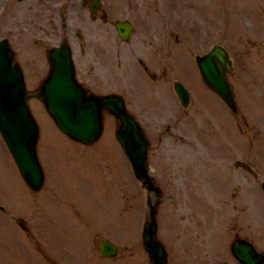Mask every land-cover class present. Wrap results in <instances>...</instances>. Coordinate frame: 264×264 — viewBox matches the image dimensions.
Masks as SVG:
<instances>
[{"label": "rangeland", "instance_id": "rangeland-1", "mask_svg": "<svg viewBox=\"0 0 264 264\" xmlns=\"http://www.w3.org/2000/svg\"><path fill=\"white\" fill-rule=\"evenodd\" d=\"M127 1L104 0L114 17L135 26L119 64V56L97 49L99 60L81 56L74 30L87 38L89 23L77 0H57L52 14H38L35 0H0V37L27 93L48 71L46 51L66 38L76 79L94 94L125 99L149 142L148 173L160 189L146 191L133 177L113 116L102 112L101 135L82 145L31 96L44 182L36 192L25 185L0 137V264H149L140 233L151 206L166 264H238L228 248L234 238L264 254V0H146L142 9L140 0ZM149 42L162 64L154 60V78L136 64L137 57L152 60ZM212 44L233 61L235 114L205 88L193 61ZM175 81L189 91L186 106ZM103 239L117 246L114 257L98 253Z\"/></svg>", "mask_w": 264, "mask_h": 264}, {"label": "water", "instance_id": "water-1", "mask_svg": "<svg viewBox=\"0 0 264 264\" xmlns=\"http://www.w3.org/2000/svg\"><path fill=\"white\" fill-rule=\"evenodd\" d=\"M114 28L124 41L132 30L127 21L115 22ZM193 61L203 83L234 112L233 93L226 80V74L232 69L227 51L221 45L213 44L206 53L194 55ZM47 64L48 71L36 91L27 93L13 51L7 40L0 38V137L25 185L36 192L44 182L36 153L38 126L27 104L33 96L41 101L55 127L82 145L93 144L101 135L102 112L113 116L117 121L114 137L133 177L146 191L159 193V187L148 173L149 142L137 120L127 111L122 97L115 93L97 95L84 88L75 78L70 49L64 42L48 49ZM172 89L180 105L184 106L188 101L187 90L179 81L172 83ZM260 189L264 194V180L260 182ZM155 214V206H151L141 225V245L149 264H166V250L156 238ZM228 248L238 264H264V254L244 238L232 239ZM97 250L101 256L112 258L118 248L103 239L97 243Z\"/></svg>", "mask_w": 264, "mask_h": 264}, {"label": "flooded vegetation", "instance_id": "flooded-vegetation-1", "mask_svg": "<svg viewBox=\"0 0 264 264\" xmlns=\"http://www.w3.org/2000/svg\"><path fill=\"white\" fill-rule=\"evenodd\" d=\"M21 1H23V0H20V2ZM62 1L66 2L67 0H62ZM147 1L146 0H140L138 2L136 1V4H135L136 7H137L136 9H142L144 7L143 4L146 3ZM16 2H19V1H16ZM63 2H61V3H63ZM77 2L79 4V6H82V8H84L86 10V22L89 23V30H88L87 33H85L87 38L83 37L84 33L79 32V30H77V29L74 30V36L79 42L78 47L80 48L81 56H83V59H86V60H99V59H97L98 58L97 54L95 52H93L94 49H97L99 52H101V55L105 56V58H108V59H116V57L118 58V56H119V64H120L121 56L123 55L121 53L122 48H120V46H122L123 44H128V42H129V40L131 38V35L133 34V32L135 30L134 24L132 22H129L128 20H126V18H122V19L119 20L116 17H114L113 14L111 13L110 9H109V6L106 5L104 0H77ZM127 3H129V0L127 1ZM34 5H35L36 12L38 14L40 12H50L52 14L54 11H57L58 8H59V6L57 5V0H35V4ZM81 12H82V10L79 13L82 14ZM49 20H51V17L49 18ZM117 21H127L131 25V28H132L131 33H130L129 37L125 41L121 40L119 38V36H118V34H117V32H116V30L114 28V23L117 22ZM110 28L112 29V31L110 30ZM65 34H66V32H65ZM0 38H4V37H0ZM4 39H6V38H4ZM66 40H67L66 38L62 39L61 36H59V43L58 44L64 42V43H66L69 46L71 59H72V54H73L72 53V49H71L69 43ZM7 42L9 44L8 40H7ZM148 45L149 46L151 45L150 49H151V53H152V60H147V62H146L142 58L137 57L136 58V64L139 67L138 70L143 74L144 77H146V78H154V72H153V71H155V62H154V60L157 59L159 61V65L160 66H162V64L160 63L161 60L159 59L160 55L157 54V56H156V54H155V51H156L155 47L152 45L151 42H149ZM9 46L11 48L10 44H9ZM85 47H88L90 52H87L85 50ZM224 49L227 51L226 48H224ZM207 50L204 53H206ZM12 51H13V49H12ZM47 51H46V55H45L46 60H47ZM204 53H202V54H204ZM227 54H228V57H229V59L231 61L232 69H231V71L229 73L226 74V80L231 85V90H232V93H233V100H234V104H235V111L234 112L229 110L226 107V105L222 102V100L203 83L199 73H198V75H199V78H200L202 84L205 86V88H208L214 94V96L232 114H235L236 110H237V105H236L237 104V99H236L237 95H236V92H235L233 84H231L229 82V79H228L229 75L232 73V70H233V61H232L231 57L229 56L228 52H227ZM13 55H14V52H13ZM73 68H74V64H73ZM151 69H153V71ZM197 72H198V70H197ZM74 74H75V69H74ZM162 74H163V71H162ZM143 76H140V77L143 78ZM79 83L84 88H86L85 85H83L82 82H79ZM146 88H148V87H146ZM187 92H188V101H187V103L184 106H186L188 104V102L190 101L189 91L187 90ZM119 95L122 97V99L124 101V104H125V99L123 98V96L121 94H119ZM175 97H176V95H175ZM176 99H177V97H176ZM178 102H179V100H178ZM261 253H263V252H261Z\"/></svg>", "mask_w": 264, "mask_h": 264}]
</instances>
